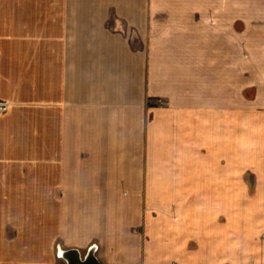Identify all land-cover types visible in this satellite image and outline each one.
Here are the masks:
<instances>
[{"label": "crops", "instance_id": "crops-1", "mask_svg": "<svg viewBox=\"0 0 264 264\" xmlns=\"http://www.w3.org/2000/svg\"><path fill=\"white\" fill-rule=\"evenodd\" d=\"M0 100V264H264V0H0Z\"/></svg>", "mask_w": 264, "mask_h": 264}, {"label": "rangeland", "instance_id": "rangeland-1", "mask_svg": "<svg viewBox=\"0 0 264 264\" xmlns=\"http://www.w3.org/2000/svg\"><path fill=\"white\" fill-rule=\"evenodd\" d=\"M9 104V103H8ZM165 104H167V102L166 101H163L162 99H160L159 100V105H165ZM8 110H9V108H8ZM7 110V111H8ZM7 111H5V112H3V113H6ZM0 114H2V113H0ZM261 123V121H258V123ZM256 144V142H254V145ZM191 211V213H189L190 215H189V220L191 221V222H189L188 224H186L187 226H188V228H190V229H192L194 226H195V228H197L199 231H201L202 232V235L204 234V232L206 233L207 232V234H209V235H211V236H207L206 237V239H205V241H203V244H202V248H200L199 250H198V252H196L195 254L196 255H194V257L196 258V257H200V259H209V260H211V261H213V259H214V248H213V245H214V239H213V229H212V227H213V221H212V217L210 218V216H208V217H205L206 218V220L208 221L207 222V224H208V228H206V231H204V229L203 228H199V225L197 226V221H195L197 218H198V216H197V214L194 212V209H193V207H191V209H190ZM193 212V213H192ZM183 231H185V228L183 229ZM208 252H209V254H208ZM207 259H206V261H207Z\"/></svg>", "mask_w": 264, "mask_h": 264}, {"label": "water", "instance_id": "water-1", "mask_svg": "<svg viewBox=\"0 0 264 264\" xmlns=\"http://www.w3.org/2000/svg\"><path fill=\"white\" fill-rule=\"evenodd\" d=\"M68 264H101L95 256V250L91 249L86 257H83L79 250H69L60 253Z\"/></svg>", "mask_w": 264, "mask_h": 264}, {"label": "built area", "instance_id": "built-area-1", "mask_svg": "<svg viewBox=\"0 0 264 264\" xmlns=\"http://www.w3.org/2000/svg\"><path fill=\"white\" fill-rule=\"evenodd\" d=\"M8 108H9L8 102L0 100V113L7 111Z\"/></svg>", "mask_w": 264, "mask_h": 264}]
</instances>
